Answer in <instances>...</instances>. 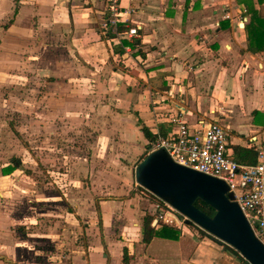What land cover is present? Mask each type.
I'll list each match as a JSON object with an SVG mask.
<instances>
[{"label":"crops","instance_id":"0c3cea01","mask_svg":"<svg viewBox=\"0 0 264 264\" xmlns=\"http://www.w3.org/2000/svg\"><path fill=\"white\" fill-rule=\"evenodd\" d=\"M105 4L0 0V91L11 99L17 91L26 97L22 120H62L68 132L83 126L84 135L95 138L94 146L90 140L76 147H90V155L82 158L85 163L69 161V168L85 170L83 177L71 174L70 182H92L94 161L101 168L106 164L102 153H123H115L121 157L112 164L121 174L111 178L118 181L114 190L120 196L83 192L88 214L71 203L63 211L57 208L59 192L46 196L29 190L31 176L17 175L22 167L34 169L23 158L45 166L38 154L44 146L28 141L33 129L9 122L7 140L0 142V264H246L236 251L190 224L175 239L144 241L146 216H152L154 229L162 224L148 212L151 197L133 192L131 185L133 168L148 153L141 127L165 135L177 110L191 123L214 111L227 128L229 152L235 146L264 145V50H248L245 29L250 9L264 18V0H120L128 12L119 30L136 27L133 37L107 36L101 27ZM68 146L72 151L76 145ZM129 182L127 189L123 184ZM46 199L54 204L50 212L30 209ZM62 216L67 225H61ZM58 227L68 234L66 260H43L32 245L41 236L59 242ZM21 230L25 236L18 235Z\"/></svg>","mask_w":264,"mask_h":264},{"label":"built area","instance_id":"2783aa9c","mask_svg":"<svg viewBox=\"0 0 264 264\" xmlns=\"http://www.w3.org/2000/svg\"><path fill=\"white\" fill-rule=\"evenodd\" d=\"M105 2L102 30L110 31L116 37L135 36L136 27L119 30L118 26L124 21L123 14L128 12L121 9L120 0ZM213 112L202 113L191 123L184 118L182 110L174 111L168 119L170 130L165 135L156 134L148 142L147 151L162 148L174 162L224 180L232 200L238 204L255 237L264 244V145L253 143L257 154L254 164L238 163L230 156L227 128L214 117ZM144 190L148 192L142 191L144 196L151 197L148 212L154 216L155 224H167L180 230L186 226L184 215ZM192 226L200 229L195 224Z\"/></svg>","mask_w":264,"mask_h":264},{"label":"rangeland","instance_id":"374dc122","mask_svg":"<svg viewBox=\"0 0 264 264\" xmlns=\"http://www.w3.org/2000/svg\"><path fill=\"white\" fill-rule=\"evenodd\" d=\"M15 99L14 101H12ZM23 99V102H22ZM26 97H21V91H17L16 98H7L4 90L0 91V124H3L0 126L2 131V134L0 135V142H5L7 134L5 131H9L10 126L9 122L11 124L18 128V129H25L30 128L33 129L31 131L33 134H28V141L32 143L34 146L37 144L43 145L44 147L40 149V152H38L39 155L45 161L43 162L45 166H36L32 162L33 159H24V165L31 164L34 169L30 168H24L19 170V174L17 175H28L31 176L34 182H30L31 184L28 185V189L34 188V190H37L39 192H42L44 195H51L53 192H59L61 194V198L58 200V207L63 209V211L70 205H72L73 208L77 209L78 205L81 206V210L85 212V214L89 207L90 203L88 199H84V197L80 196L83 192H90V193H99V195L102 196H113L117 195L120 196L121 194H117V192L114 190V188L118 185V181L116 182L115 179L116 175L121 174L115 168L112 166L113 163L116 161L118 162V157L116 154H123L119 153L118 151L109 152L110 154L107 156L104 152L102 153L103 159L107 160L105 161L106 164L102 166V164H99L98 161H94V163L97 164L96 167H94L92 171L91 181L89 182V179H87L86 183H81L82 185L75 184L73 185L72 182H70V175L75 177H83L85 175L84 168L77 167V168H69V161L71 160V163L73 161L78 163H85L82 159L84 156H89L90 153H88L86 150H89L90 147L87 148H79L76 149L78 144L86 143L91 141V145H96L95 138L91 137L90 140L87 136V134L84 135V130H82L84 127L80 126L77 128L76 131L68 132L66 129V121L57 120V119H46L45 121H36V120H22L20 118V113L26 111V107L28 105L26 102ZM84 107V105H78V108ZM33 111H39L38 107H34V105L31 107ZM77 123H82L81 120H77ZM4 128L5 129L4 131ZM82 130V131H79ZM53 131H55V134H53ZM25 133V131H24ZM44 133H48L43 135ZM96 133V131H95ZM94 136V134H92ZM24 142V140H23ZM26 142V141H25ZM117 139L112 141V144L117 145ZM27 143V142H26ZM56 143V144H54ZM74 143L76 146L71 148L72 151H69V144ZM57 145V146H56ZM85 145V144H83ZM88 145V144H87ZM58 147V148H57ZM96 154H99V152H96ZM114 154V155H113ZM20 155V154H17ZM99 154L98 156H100ZM21 157V155L19 156ZM54 159V161H53ZM32 161V162H30ZM102 162V161H101ZM104 162V160H103ZM104 162V163H105ZM102 171V172H101ZM118 172V173H116ZM107 174L108 178L102 180H98L97 178L100 177V175ZM112 178V179H111ZM72 180V179H71ZM134 168H133V184L130 186V182L123 184L124 187L131 188L133 192L137 191V193L144 195V193H141L140 191H144L148 194L141 186H139L137 183H134ZM130 189V190H131ZM142 189V190H141ZM121 193V192H120ZM123 193V192H122ZM126 193V192H125ZM76 194L77 196L74 198L72 195ZM139 194V195H140ZM125 195V194H124ZM33 207H30V209L42 212H50L54 208V204H52V200L46 199L43 200H37L34 201ZM71 207V206H69ZM150 208V207H149ZM55 214V213H54ZM41 218H44L43 216H40ZM85 217V216H84ZM85 218H89L86 216ZM61 225H67V221L65 220L66 217L62 216L61 218ZM191 227H194L190 225ZM60 230V236H59V242L57 238L52 237H43L41 236V239L39 244L33 243L32 246L36 248V252L40 256L41 259L47 260L50 262H56V261H62L66 260L65 255L67 251H69L66 248V244H63L64 240H68L67 233L62 231V228H57ZM35 232V231H34ZM30 233V232H29ZM18 235L25 236V230L18 231ZM32 237H37L36 235ZM81 239V238H80Z\"/></svg>","mask_w":264,"mask_h":264},{"label":"water","instance_id":"95a60500","mask_svg":"<svg viewBox=\"0 0 264 264\" xmlns=\"http://www.w3.org/2000/svg\"><path fill=\"white\" fill-rule=\"evenodd\" d=\"M134 179L187 221L228 244L247 263L264 264V244L255 237L224 180L174 162L162 148L146 153L138 161ZM196 199L211 207L212 214L198 208Z\"/></svg>","mask_w":264,"mask_h":264},{"label":"trees","instance_id":"16d2710c","mask_svg":"<svg viewBox=\"0 0 264 264\" xmlns=\"http://www.w3.org/2000/svg\"><path fill=\"white\" fill-rule=\"evenodd\" d=\"M247 35V48L251 52H258L264 50V18L261 17L257 11L250 9V21L245 25ZM107 36H114L110 31H106ZM143 136L147 141H151L155 138L147 128L141 127ZM147 142V144H148ZM146 155V154H145ZM230 156L240 164H254L256 162V150L252 147H233V151L230 152ZM143 158V157H142ZM14 167L9 166L8 170L11 171ZM7 170V169H5ZM4 170V171H5ZM8 171V172H9ZM194 204L203 210L207 214H212V209L206 203L200 199H196ZM152 216L148 215L144 218L143 223V239L149 241L152 237H165L175 239L179 234V229L162 224L159 229H154L151 223ZM187 224L193 225V223L187 221ZM200 231V229H199ZM233 251V250H232ZM125 261V257H124Z\"/></svg>","mask_w":264,"mask_h":264}]
</instances>
